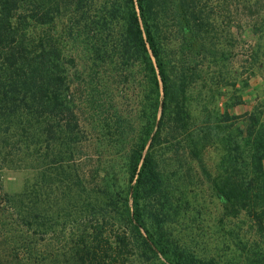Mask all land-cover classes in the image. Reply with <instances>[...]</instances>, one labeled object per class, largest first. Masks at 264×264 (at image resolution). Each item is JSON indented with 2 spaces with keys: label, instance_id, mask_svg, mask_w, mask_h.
<instances>
[{
  "label": "trees",
  "instance_id": "obj_1",
  "mask_svg": "<svg viewBox=\"0 0 264 264\" xmlns=\"http://www.w3.org/2000/svg\"><path fill=\"white\" fill-rule=\"evenodd\" d=\"M89 1L0 0V161L8 154L34 160L40 139L75 143L90 125L93 137L107 140L105 153L124 156L127 218L146 246L168 264H220L178 243L162 201L169 193L156 149L188 128L185 101L197 74L191 62L177 69L164 56L162 19L174 0H100L94 14ZM138 68L150 95L139 113H125L115 84H129ZM249 116L247 133H222L226 176L216 182L217 196L225 215L246 212L264 223V122ZM207 122L215 128L223 121ZM23 195L0 186V264H129L130 233L111 236L98 219L78 241L55 250L38 211L21 203ZM248 260L264 264V256Z\"/></svg>",
  "mask_w": 264,
  "mask_h": 264
},
{
  "label": "rangeland",
  "instance_id": "obj_2",
  "mask_svg": "<svg viewBox=\"0 0 264 264\" xmlns=\"http://www.w3.org/2000/svg\"><path fill=\"white\" fill-rule=\"evenodd\" d=\"M99 1H89L91 14ZM188 5L169 2L162 19L164 56L177 69L191 62L197 71L185 101L191 114L188 128L167 136L156 149L169 193L162 201L171 209L168 227L178 243L220 264H247L251 255L264 256V223L246 212L225 215L216 182L226 176L222 133L246 132L253 112L264 122L263 88L253 109L245 105L251 89L264 85V0H189ZM137 70L129 84H115L114 95L125 113H139L150 95V83ZM214 116L223 122L210 128L207 120ZM89 127L86 138L70 145L40 139L34 160L8 154L0 161V186L12 195L25 193L21 203L38 211L40 227L48 228L55 250L78 241L98 219L111 236L130 233L129 264H168L127 218L124 156L105 153L107 140L93 137ZM161 204L154 202L155 208Z\"/></svg>",
  "mask_w": 264,
  "mask_h": 264
},
{
  "label": "crops",
  "instance_id": "obj_3",
  "mask_svg": "<svg viewBox=\"0 0 264 264\" xmlns=\"http://www.w3.org/2000/svg\"><path fill=\"white\" fill-rule=\"evenodd\" d=\"M259 86V85H258ZM259 89H251L250 93H248V96L246 97L247 98V101L245 103L246 107L251 110L253 109L254 105H255V102H256V98L257 97H260V90L261 88L264 89V85L262 84V86L258 87Z\"/></svg>",
  "mask_w": 264,
  "mask_h": 264
}]
</instances>
